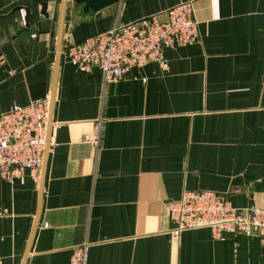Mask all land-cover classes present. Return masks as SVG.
I'll use <instances>...</instances> for the list:
<instances>
[{"label":"crops","instance_id":"1","mask_svg":"<svg viewBox=\"0 0 264 264\" xmlns=\"http://www.w3.org/2000/svg\"><path fill=\"white\" fill-rule=\"evenodd\" d=\"M183 1L100 12L67 1L43 182V167L38 183L0 178V264L24 263L38 215L25 264H70L84 243L88 264H264V237L177 238L167 213L185 191L264 208V0H196L200 40L116 83L65 53L116 25L163 21ZM62 2L0 0V115L52 96ZM99 132L98 148L83 142Z\"/></svg>","mask_w":264,"mask_h":264},{"label":"built area","instance_id":"2","mask_svg":"<svg viewBox=\"0 0 264 264\" xmlns=\"http://www.w3.org/2000/svg\"><path fill=\"white\" fill-rule=\"evenodd\" d=\"M196 0H185L169 9L167 18L150 16L86 38L66 49L69 62L83 72L100 69L106 84L119 82L131 70L162 62L165 50L186 47L200 40L195 17ZM26 20V11L21 10ZM51 97L30 106H13L0 115V178L7 182L29 175L35 183L41 177L47 146ZM83 142L98 148L100 132L85 135ZM176 223L172 234L209 228L216 239L224 234L264 237V208L237 209L227 197L213 191H185L180 200L167 204ZM89 244L72 250L70 264H88Z\"/></svg>","mask_w":264,"mask_h":264},{"label":"water","instance_id":"3","mask_svg":"<svg viewBox=\"0 0 264 264\" xmlns=\"http://www.w3.org/2000/svg\"><path fill=\"white\" fill-rule=\"evenodd\" d=\"M67 1L68 0H63L62 2V9H61V15H60V24H59V31H58V38H57V46H56V51H57V58H56V67H55V75H54V85H53V91H52V96H51V102H50V114H49V123H48V134H47V146L45 149V154H44V161H43V171H42V180L41 183L43 182L44 178V173L46 170V164H47V157H48V151H49V144H50V131H51V126H52V116H53V109H54V101H55V87H56V78H57V70H58V65H59V60H60V53L63 51L62 47V38H63V32H64V23H65V15H66V9H67ZM76 4H83L84 5V12H88L89 10L93 12H100L101 10L116 5L120 2V0H74ZM37 37V30L36 29H31L24 34L21 35V38L23 40L26 39H36ZM35 54L38 52V48L36 47L34 49ZM42 186V184H41ZM38 220H39V215L37 216L30 241H29V246L27 249V253L25 255L24 263H26V260L29 255L30 247L34 238V234L38 225Z\"/></svg>","mask_w":264,"mask_h":264}]
</instances>
